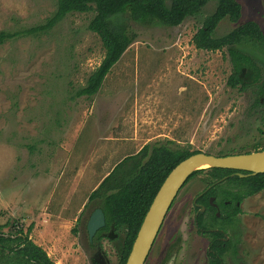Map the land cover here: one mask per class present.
I'll return each instance as SVG.
<instances>
[{
    "label": "rangeland",
    "instance_id": "374dc122",
    "mask_svg": "<svg viewBox=\"0 0 264 264\" xmlns=\"http://www.w3.org/2000/svg\"><path fill=\"white\" fill-rule=\"evenodd\" d=\"M236 1L240 19H223L214 35L247 21L264 33V0ZM56 5L57 0H0V32L24 34L45 25ZM215 8L210 1L174 28L126 21L136 40L90 98L77 97L76 91L104 56L99 37L87 27L92 13L67 15L44 32L0 46L5 235L12 225L24 232L32 225L29 237L55 264H91L86 224L97 203H88V196L124 157L166 140L213 155L221 149L233 154L264 149V102L249 113L259 86L230 88L226 49L203 51L192 43ZM244 50L264 68L259 49ZM208 180L199 174L180 190L145 264H208L209 238L195 222V200ZM240 207L227 233L237 253L227 254L224 264H264V191ZM123 241V230L99 241L105 264H119Z\"/></svg>",
    "mask_w": 264,
    "mask_h": 264
},
{
    "label": "trees",
    "instance_id": "16d2710c",
    "mask_svg": "<svg viewBox=\"0 0 264 264\" xmlns=\"http://www.w3.org/2000/svg\"><path fill=\"white\" fill-rule=\"evenodd\" d=\"M210 1L216 2V8L204 18L201 27L192 37V43L196 49L203 51L226 49V57L231 66L227 86L239 91L259 86L257 97L249 110L250 114L256 113L263 108L264 68L244 47L257 48L264 57V33L257 23L247 21L224 36L214 35L223 19L232 23L240 19L241 6L236 0H57L56 10L45 25L31 28L24 34L0 32V46L22 35L44 32L67 15L92 13L93 17L87 27L99 37L104 56L89 75L85 86L76 91L77 97L90 98L98 93L111 69L136 40V34L126 21L149 27L159 25L174 28L196 17ZM263 151L255 148L253 152ZM200 152L192 149L190 144L179 146L172 140H166L164 143L147 144L138 153L118 161L88 196V203H97L93 210L101 209L105 217V226L95 234L91 242L88 241V246L94 248L104 232L123 230L124 241L119 264H125L145 214L168 173L182 160ZM232 154L233 151L221 149L216 156ZM203 173L207 174L209 180L207 190L195 201L199 204L196 207L198 213L195 222L198 231L209 238L206 252L208 264H224L227 254L237 253L236 243L227 236L228 230L241 214L242 202L264 191V173L253 175L245 171L206 168L194 171L184 186ZM210 196L215 198L218 209L209 204ZM201 206L205 208L203 212L199 211ZM7 225H0V264H55L44 249L29 237L32 225L26 232L12 225L5 235L3 229Z\"/></svg>",
    "mask_w": 264,
    "mask_h": 264
},
{
    "label": "water",
    "instance_id": "95a60500",
    "mask_svg": "<svg viewBox=\"0 0 264 264\" xmlns=\"http://www.w3.org/2000/svg\"><path fill=\"white\" fill-rule=\"evenodd\" d=\"M222 168L245 171L249 174L264 173V151L216 156L204 152L193 154L178 163L166 176L155 194L137 232L125 264H145L157 235L187 178L196 170ZM244 176L243 174H239ZM213 198H211V201ZM105 226L101 209H95L86 224L89 240Z\"/></svg>",
    "mask_w": 264,
    "mask_h": 264
},
{
    "label": "flooded vegetation",
    "instance_id": "af4514ba",
    "mask_svg": "<svg viewBox=\"0 0 264 264\" xmlns=\"http://www.w3.org/2000/svg\"><path fill=\"white\" fill-rule=\"evenodd\" d=\"M204 193V192H203ZM202 195V193L200 194V196ZM211 198H213V200L211 201ZM196 201V200H195ZM208 202H209V204L213 207V208H215V209H218V207H217V205H216V203H215V198L213 197V196H210V197H208ZM195 205L198 207L199 206V204H196L195 203ZM205 210V208L203 207V206H201V208L199 209V211L200 212H203ZM94 211V210H93ZM92 211V212H93ZM216 215L217 216H219V213L218 212H216ZM239 216V215H238ZM162 227V226H161ZM98 232V231H97ZM107 233H111V231H108V232H104V233H102V237L99 239V241L100 240H102L103 238H104V236L105 235H107ZM88 241H92V240H89V238H88ZM98 241V242H99ZM209 243V242H208ZM99 244V243H98ZM98 244L97 245H95L94 246V248H90L89 246H88V248H89V251L92 253H90L92 256H91V264H105V262H104V260H103V258H102V256H101V253H100V247L98 246ZM100 245V244H99ZM91 249V250H90Z\"/></svg>",
    "mask_w": 264,
    "mask_h": 264
}]
</instances>
